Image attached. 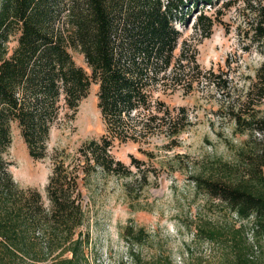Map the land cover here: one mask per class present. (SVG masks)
<instances>
[{
	"label": "trees",
	"instance_id": "16d2710c",
	"mask_svg": "<svg viewBox=\"0 0 264 264\" xmlns=\"http://www.w3.org/2000/svg\"><path fill=\"white\" fill-rule=\"evenodd\" d=\"M210 1L0 0V264L24 263L17 251L34 258L32 264L48 255L58 259L54 264H89L85 253L90 246L89 232L78 229L87 221L78 172L55 153L45 198L37 188L17 185L7 157L11 124H17L29 156L42 159L47 155L46 141L58 117L59 101L74 114L90 84L95 83L106 129L99 138L79 147L81 172L87 176L97 170L129 175L130 170L114 157L112 148L130 138L128 119L135 113L141 116L138 123L142 129H151L153 122L163 118L154 112L147 86L156 83L159 74L170 71L181 37L173 25L176 12L188 3L197 6ZM258 1L252 7L255 16L250 39L264 55V0ZM197 20V28L208 36L211 18L200 14ZM12 36L15 42L8 52ZM180 45L185 57L186 42ZM71 50L83 55L89 73L75 63ZM207 78L222 89L225 86L226 79L217 73L209 72ZM253 96L264 97V60L250 81L248 103ZM241 111H231V116L235 129L254 137L249 152L240 153L236 168L219 163L215 166L220 174L193 179L197 188L220 200L237 218L250 221L259 237L264 235V113ZM169 123V127L176 126L175 120ZM236 232L229 245L226 232L209 223L198 226L195 235L227 246L219 264H264V245L249 244ZM126 235H132L130 227H126ZM40 243L44 245L40 247L42 255H32ZM67 252L70 255L62 257Z\"/></svg>",
	"mask_w": 264,
	"mask_h": 264
},
{
	"label": "rangeland",
	"instance_id": "374dc122",
	"mask_svg": "<svg viewBox=\"0 0 264 264\" xmlns=\"http://www.w3.org/2000/svg\"><path fill=\"white\" fill-rule=\"evenodd\" d=\"M230 1L211 0L197 6L188 3L176 12L173 25L181 37L170 71L159 74V80L147 86L154 112L163 118L153 122L151 129H142L138 123L141 116L135 113L128 119L130 138L112 148L114 157L130 170L129 175L97 170L87 176L81 172L79 147L99 138L106 129L97 106L95 83L90 84L74 114L59 101L58 117L46 141L47 155L42 159L29 156L17 124H11L7 157L17 185L37 188L45 198L55 153L57 159L78 172L81 205L87 213L85 225L78 229L89 232L90 246L85 250L89 264H219L227 246L205 242L195 235L197 227L206 223L226 232L227 245L233 242L235 231L249 244L264 245V235L257 237L250 221L237 218L220 200L197 188L193 179L220 174L215 166L219 163L238 167L240 153L252 147L254 137L234 128L231 111L264 113V97L253 96L247 101L250 81L264 60L250 39L255 16L252 7L259 1L236 0L228 6ZM200 14L213 21L208 36L196 26ZM14 39L12 36L8 43V52ZM181 41L186 42L185 57L181 56ZM71 54L89 73L83 55L76 50ZM209 72L226 79L223 89L208 81ZM170 119L176 121L175 127L168 126ZM126 227L132 235H126ZM139 230L143 234L139 235ZM40 244L32 255H42L40 247L44 245ZM17 255L25 261L19 263L35 261L19 251ZM69 255L67 252L62 257ZM55 259L48 255L38 263L54 264Z\"/></svg>",
	"mask_w": 264,
	"mask_h": 264
}]
</instances>
